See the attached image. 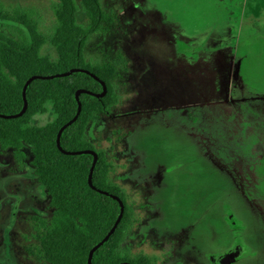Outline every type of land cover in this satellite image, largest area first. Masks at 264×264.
<instances>
[{
	"label": "rangeland",
	"instance_id": "obj_1",
	"mask_svg": "<svg viewBox=\"0 0 264 264\" xmlns=\"http://www.w3.org/2000/svg\"><path fill=\"white\" fill-rule=\"evenodd\" d=\"M78 6V24L89 15ZM58 0H0L56 24ZM86 62H121L116 105L87 128L132 211L120 253L151 264H264V0H101ZM17 42L24 32L0 22ZM41 55L57 59L46 45ZM53 108L33 120H53ZM0 144V264H48L38 240L54 209L30 147ZM38 227V228H37ZM45 230H41L43 233Z\"/></svg>",
	"mask_w": 264,
	"mask_h": 264
},
{
	"label": "trees",
	"instance_id": "obj_2",
	"mask_svg": "<svg viewBox=\"0 0 264 264\" xmlns=\"http://www.w3.org/2000/svg\"><path fill=\"white\" fill-rule=\"evenodd\" d=\"M81 5L89 15L87 28L78 24L75 0H58L51 33L42 31L35 9H0V22L19 27L25 37L17 42L0 34V144L12 149L19 162L26 159L24 149L31 148L38 182L51 197V224L47 227L42 220L43 227L37 229L48 264H89L92 251L120 219L119 201L125 205L123 217L108 240L94 250L91 264H151L146 257L131 260L120 253L131 226L132 211L124 190L108 181L105 156L86 134L88 126L117 103L112 79L121 62L106 66L86 62L87 42L101 30L106 16L101 0H81ZM46 45L56 50L57 59L41 55ZM64 74L68 75L54 77ZM34 76L54 78L33 80L24 98L25 86ZM103 84L107 92L101 97L105 92ZM49 107L53 108V120L34 126L33 120L45 115ZM90 152L98 155L95 166ZM91 175L95 189L89 182Z\"/></svg>",
	"mask_w": 264,
	"mask_h": 264
},
{
	"label": "water",
	"instance_id": "obj_3",
	"mask_svg": "<svg viewBox=\"0 0 264 264\" xmlns=\"http://www.w3.org/2000/svg\"><path fill=\"white\" fill-rule=\"evenodd\" d=\"M66 75H68V74L57 75V76H54V77H63V76H66ZM54 77H41V76H34V77H32V78L28 81L27 85L25 86V89H24V92H23L24 98L26 97V94H25V93H26V89H27V86H28V84H29L30 82H32L33 80H36V79H44V80H45V79H53ZM103 86H104L105 92H104L103 95H101V97H103V96L105 95V93L107 92V88H106L105 84H103ZM80 93H81V92H79L78 95H79ZM25 102H26V99H25ZM26 109H27V103L25 104V109H24V111H23L22 114H24V112L26 111ZM80 112H81V105H80V108H79L78 116H79ZM22 114H21V115H22ZM78 116H77L74 120H72L70 123H68L66 126H64L63 129L61 130V132H62L64 129H66L68 126L72 125V124L77 120ZM9 118H11V117H9ZM58 142H59V141H58ZM59 148L61 149L60 146H59ZM64 153H66V152H64ZM66 154L77 155L76 153H66ZM90 154L94 155V158H95L94 166H95L96 163L98 162V155H97L95 152H90ZM91 177H92V175L90 176V180H89V182H90V185L92 186V183H91ZM92 188L95 189L94 186H92ZM102 193H103V192H102ZM115 199H116V198H115ZM119 202H120L121 207H122V214H121V216H120V219L118 220V222H117L115 228L111 231V233H110V234L104 239V241L101 242V243H100V244H99L94 250H97L100 246H102V245L108 240V238L113 234V232L115 231L117 225H118L119 222L121 221V219H122V217H123V214H124V211H125V205H124L123 201H119ZM94 250L92 251V253H91V255H90L89 264H91V257H92V254H93ZM242 254H244V250L241 249L239 246H237V247H236L235 249H233L228 255H226L225 257H223V258L221 259V263H222V264H227V263L231 262L232 260L236 259L237 257L241 256Z\"/></svg>",
	"mask_w": 264,
	"mask_h": 264
}]
</instances>
